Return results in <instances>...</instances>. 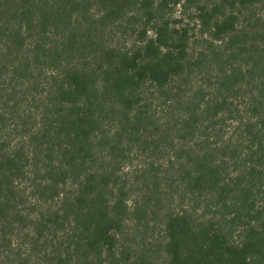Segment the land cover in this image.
<instances>
[{"label": "trees", "instance_id": "trees-1", "mask_svg": "<svg viewBox=\"0 0 264 264\" xmlns=\"http://www.w3.org/2000/svg\"><path fill=\"white\" fill-rule=\"evenodd\" d=\"M0 264H264V0H0Z\"/></svg>", "mask_w": 264, "mask_h": 264}]
</instances>
